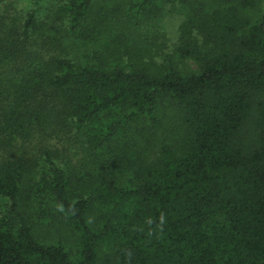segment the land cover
Masks as SVG:
<instances>
[{"label": "trees", "instance_id": "1", "mask_svg": "<svg viewBox=\"0 0 264 264\" xmlns=\"http://www.w3.org/2000/svg\"><path fill=\"white\" fill-rule=\"evenodd\" d=\"M17 1L0 264H264V0Z\"/></svg>", "mask_w": 264, "mask_h": 264}, {"label": "rangeland", "instance_id": "2", "mask_svg": "<svg viewBox=\"0 0 264 264\" xmlns=\"http://www.w3.org/2000/svg\"><path fill=\"white\" fill-rule=\"evenodd\" d=\"M18 6L20 8H23L25 7V5L28 3L27 0H18ZM180 5L177 4L176 6H172V4L168 5V8H167V11L168 13H165L163 16H162V20H163V24H164V30L168 32V36L169 38H172V36L176 33V29H177V25L179 23V11H180ZM173 32V34H172ZM166 36L164 35V38ZM170 40V39H169ZM173 41H174V37H173ZM168 43V47L169 49L167 48V52L172 51L173 50V47H172V43L171 42H167ZM188 65H190L188 63Z\"/></svg>", "mask_w": 264, "mask_h": 264}]
</instances>
